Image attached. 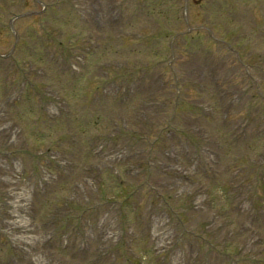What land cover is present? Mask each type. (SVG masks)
Instances as JSON below:
<instances>
[{
    "label": "rangeland",
    "instance_id": "374dc122",
    "mask_svg": "<svg viewBox=\"0 0 264 264\" xmlns=\"http://www.w3.org/2000/svg\"><path fill=\"white\" fill-rule=\"evenodd\" d=\"M39 1L0 0V264H264V122L199 90L196 110L159 132L148 114L131 125L116 88L141 64L187 67L220 42L261 55L264 0H187L188 30L184 0ZM28 10L39 17L12 23L16 42L10 16ZM220 115L243 136L217 134L231 123ZM190 120L208 152L182 146ZM122 123L154 142L152 161L121 138L96 144Z\"/></svg>",
    "mask_w": 264,
    "mask_h": 264
},
{
    "label": "trees",
    "instance_id": "16d2710c",
    "mask_svg": "<svg viewBox=\"0 0 264 264\" xmlns=\"http://www.w3.org/2000/svg\"><path fill=\"white\" fill-rule=\"evenodd\" d=\"M0 11H3V7H0ZM175 15L178 17V13ZM36 16L39 17V15ZM167 16L166 10L161 11L162 18L165 19ZM220 43L221 45H217L213 52H209L212 53V56L208 55L197 63L191 62L187 67H178V60L176 62L169 60L141 64L136 68L137 77L134 75L129 79H122L116 88L122 90V97L127 99L125 102L131 100L127 112L132 115L133 125H136V119H139L137 118L139 110L145 109L148 114H155L158 117L157 123H154L153 120L151 121L153 123L150 122L153 130L171 131L176 123L183 120L178 116L183 108H196V102L189 95L190 93L195 94V91L199 90L210 96L207 102L215 105L217 111L230 105V113L233 116L246 113L247 120L254 116V120L261 119L264 122V54L242 57L241 54L234 51V45L229 48L225 42ZM236 45L243 46L240 40L236 41ZM223 51V57L216 60V54ZM58 55L53 57L56 62H59ZM72 58L73 56L68 54L63 57V62L68 63ZM211 67L213 68L211 74L201 73L204 70H210ZM93 81L97 80L93 79ZM112 82L114 85L117 84ZM131 109L134 110V114ZM199 109L197 107V110ZM187 116H191L190 111ZM219 117L223 123L230 122L222 115ZM193 123L198 124L197 121H193ZM198 125L196 127H200ZM196 127L192 125L191 120L185 122L183 133L184 129L191 132ZM123 134L125 137L122 139L130 140L128 147L137 146L140 150L144 145H155L150 141V138H146L144 135L132 141L130 132ZM194 138L193 135L186 138L184 144L190 146L191 150L196 149L201 152L204 142L203 140L195 141Z\"/></svg>",
    "mask_w": 264,
    "mask_h": 264
}]
</instances>
